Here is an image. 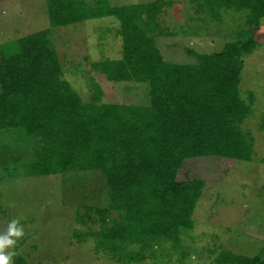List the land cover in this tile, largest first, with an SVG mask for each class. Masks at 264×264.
Wrapping results in <instances>:
<instances>
[{
  "label": "trees",
  "instance_id": "trees-1",
  "mask_svg": "<svg viewBox=\"0 0 264 264\" xmlns=\"http://www.w3.org/2000/svg\"><path fill=\"white\" fill-rule=\"evenodd\" d=\"M190 1L217 21L225 10L244 12L247 26L222 50L187 48L196 61L175 62L165 59L157 43L164 34L159 15L166 0L126 5L47 0L51 27L108 16L118 20L122 55L93 62L92 72L110 82L147 84V105L103 101L104 88L93 74L86 101L65 77L51 29L0 45V132L17 130L40 139L29 175L103 174L110 206L88 209L102 221L101 244L113 254L119 242L137 244L145 253L162 242L178 245L183 231L194 228L205 182L178 179L186 159L253 157V137L242 128L252 106L241 83L245 58L259 44L264 0ZM249 99L254 100L251 92ZM217 261L264 264L260 256L226 250Z\"/></svg>",
  "mask_w": 264,
  "mask_h": 264
},
{
  "label": "rangeland",
  "instance_id": "rangeland-1",
  "mask_svg": "<svg viewBox=\"0 0 264 264\" xmlns=\"http://www.w3.org/2000/svg\"><path fill=\"white\" fill-rule=\"evenodd\" d=\"M110 1L126 5L155 0ZM166 1L159 15L164 34L157 43L169 61L195 62L187 48L220 51L247 26L244 12L225 10L217 21L190 0ZM43 29H51L65 77L86 101L91 99L89 74H93L104 88L103 101L149 103L147 84L110 82L92 72L93 62L122 55L115 17L51 27L47 0H0V45ZM258 40L257 49L245 58L241 83L252 106L242 128L253 137V157L239 161L211 156L183 162L178 179L199 178L205 187L193 216L195 226L183 231L178 245L162 242L145 253L137 244L119 242L118 252L111 253L101 244L102 221L88 209L110 206L103 174L76 170L29 175L27 165L40 139L17 130L0 132V235L13 219L24 231L16 245L5 250L16 253L14 264H220L217 257L225 250L264 261V18Z\"/></svg>",
  "mask_w": 264,
  "mask_h": 264
},
{
  "label": "clouds",
  "instance_id": "clouds-1",
  "mask_svg": "<svg viewBox=\"0 0 264 264\" xmlns=\"http://www.w3.org/2000/svg\"><path fill=\"white\" fill-rule=\"evenodd\" d=\"M24 231L19 226V221L13 219L8 226L5 234L0 235V264H14L13 256L16 254L14 251L6 252V249L13 248L17 240L23 237ZM15 238V239H14Z\"/></svg>",
  "mask_w": 264,
  "mask_h": 264
}]
</instances>
